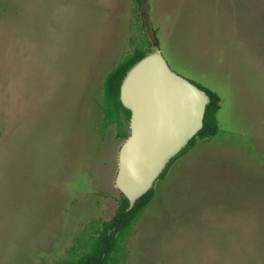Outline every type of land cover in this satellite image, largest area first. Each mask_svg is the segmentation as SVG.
<instances>
[{
	"label": "rangeland",
	"instance_id": "obj_1",
	"mask_svg": "<svg viewBox=\"0 0 264 264\" xmlns=\"http://www.w3.org/2000/svg\"><path fill=\"white\" fill-rule=\"evenodd\" d=\"M143 3L0 0V264H59L114 214L124 140L99 131L102 81L149 42L144 13L169 65L222 99L208 157L181 166L198 179L176 160L155 182L124 264H264V0Z\"/></svg>",
	"mask_w": 264,
	"mask_h": 264
},
{
	"label": "water",
	"instance_id": "obj_2",
	"mask_svg": "<svg viewBox=\"0 0 264 264\" xmlns=\"http://www.w3.org/2000/svg\"><path fill=\"white\" fill-rule=\"evenodd\" d=\"M146 9L143 3L141 11ZM147 23L151 27L149 18ZM120 99L131 118L129 136L119 149L115 186L127 197L131 209L203 128L211 99L169 65L155 41L150 52L128 69Z\"/></svg>",
	"mask_w": 264,
	"mask_h": 264
},
{
	"label": "trees",
	"instance_id": "obj_3",
	"mask_svg": "<svg viewBox=\"0 0 264 264\" xmlns=\"http://www.w3.org/2000/svg\"><path fill=\"white\" fill-rule=\"evenodd\" d=\"M138 6L141 1L136 0ZM4 8L6 6L4 5ZM150 40L145 47H133L123 55L102 81V99L99 108L102 112L100 132L104 134L109 126H114L117 136L126 139L130 133L131 111L124 107L120 99L121 83L132 64L150 52L154 41L158 45L156 31L150 30ZM200 86V85H199ZM203 88L202 86H200ZM210 96L207 105L204 126L189 143L168 163L159 179H163L172 164L194 147L198 139L208 140L219 131L217 113L221 108V96L209 89L203 88ZM155 195V188H151L128 209L129 200L120 192L117 198V208L109 219H99L93 222L92 232L84 243L74 248L73 252L59 264H124L128 255V241L132 236L134 226L140 220Z\"/></svg>",
	"mask_w": 264,
	"mask_h": 264
},
{
	"label": "crops",
	"instance_id": "obj_4",
	"mask_svg": "<svg viewBox=\"0 0 264 264\" xmlns=\"http://www.w3.org/2000/svg\"><path fill=\"white\" fill-rule=\"evenodd\" d=\"M210 139L208 140H200L199 142L196 143V145H194L193 148H191L186 154H184L183 156H181L178 160L179 163H180V167L176 168L175 169V172L173 174V177L175 179H183L185 177H187V181L190 180V181H195L196 179H198V177H195V175L191 174H187L188 171H191V167L189 166L188 168H185V169H182L183 165H186L187 164V161H188V158L190 160H193V162H196L198 159H204V157H208V155L206 156H203V153L201 151H199V154L196 155L195 150H196V147L198 145H200L199 143H203L204 145H208L210 144ZM198 144V145H197ZM204 147V146H202ZM202 153V154H201ZM207 160V159H206ZM194 165V164H193ZM182 166V167H181ZM170 171V170H169ZM187 174V175H186Z\"/></svg>",
	"mask_w": 264,
	"mask_h": 264
},
{
	"label": "flooded vegetation",
	"instance_id": "obj_5",
	"mask_svg": "<svg viewBox=\"0 0 264 264\" xmlns=\"http://www.w3.org/2000/svg\"><path fill=\"white\" fill-rule=\"evenodd\" d=\"M141 1V3H140V6L142 5V2H143V0H140ZM143 16H144V18H145V20H147V17H148V13H144L143 14ZM150 30L152 29L151 27H148ZM154 29H152V31H153ZM102 121V120H101ZM112 126V125H111ZM110 127V126H109ZM99 128H100V123H99ZM108 128V127H107ZM106 128V129H107ZM100 131V130H99ZM105 133V132H104ZM102 134V133H101ZM102 135H104V134H102ZM116 135H117V133H116ZM118 137V136H117ZM119 138V137H118ZM120 139H122V138H120ZM122 140H125V139H122ZM120 149V148H119ZM118 154H119V151H118ZM118 171V170H117ZM117 174V173H116Z\"/></svg>",
	"mask_w": 264,
	"mask_h": 264
}]
</instances>
